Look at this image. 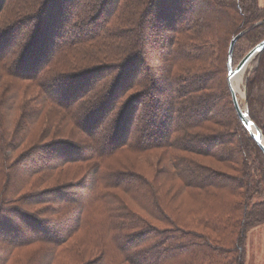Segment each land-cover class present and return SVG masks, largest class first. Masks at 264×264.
Wrapping results in <instances>:
<instances>
[{
	"label": "trees",
	"instance_id": "16d2710c",
	"mask_svg": "<svg viewBox=\"0 0 264 264\" xmlns=\"http://www.w3.org/2000/svg\"><path fill=\"white\" fill-rule=\"evenodd\" d=\"M258 0H0V264H245L264 153L227 82ZM264 136V49L246 77Z\"/></svg>",
	"mask_w": 264,
	"mask_h": 264
},
{
	"label": "water",
	"instance_id": "95a60500",
	"mask_svg": "<svg viewBox=\"0 0 264 264\" xmlns=\"http://www.w3.org/2000/svg\"><path fill=\"white\" fill-rule=\"evenodd\" d=\"M242 34L239 33L236 36H234L229 43L228 51H227V82L228 86L231 92V99L234 106V109L237 113V116L239 120L241 121L243 127L248 131L251 138L256 142V144L259 146V148L264 153V136L254 122L249 117V112L247 108V100H246V91L245 87L242 91V101L239 100L237 94L233 91L232 85H231V79L232 77L239 73L244 66L253 58H257L258 55L261 53V51L264 49V39H262L259 43H257L252 49H250L242 58L241 60L232 67L231 64V57L233 52V47L236 41L240 38Z\"/></svg>",
	"mask_w": 264,
	"mask_h": 264
},
{
	"label": "rangeland",
	"instance_id": "374dc122",
	"mask_svg": "<svg viewBox=\"0 0 264 264\" xmlns=\"http://www.w3.org/2000/svg\"><path fill=\"white\" fill-rule=\"evenodd\" d=\"M260 5L264 4V0H258ZM256 65V58H253L250 67L247 68L243 76L242 91L245 87L246 77ZM246 91V90H245ZM242 101V95L239 97ZM246 262L245 264H264V227L253 229L247 237L246 246Z\"/></svg>",
	"mask_w": 264,
	"mask_h": 264
},
{
	"label": "bare ground",
	"instance_id": "6f19581e",
	"mask_svg": "<svg viewBox=\"0 0 264 264\" xmlns=\"http://www.w3.org/2000/svg\"><path fill=\"white\" fill-rule=\"evenodd\" d=\"M252 60L253 59H251L244 66V68L239 73L235 74L231 79V85H232L233 91L237 94L238 98L240 97V95H242L241 87H242L244 73L246 72L247 68L250 67Z\"/></svg>",
	"mask_w": 264,
	"mask_h": 264
}]
</instances>
